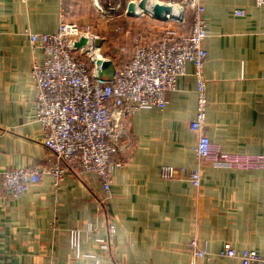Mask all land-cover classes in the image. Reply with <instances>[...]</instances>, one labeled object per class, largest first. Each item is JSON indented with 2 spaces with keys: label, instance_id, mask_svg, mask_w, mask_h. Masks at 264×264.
I'll use <instances>...</instances> for the list:
<instances>
[{
  "label": "crops",
  "instance_id": "obj_1",
  "mask_svg": "<svg viewBox=\"0 0 264 264\" xmlns=\"http://www.w3.org/2000/svg\"><path fill=\"white\" fill-rule=\"evenodd\" d=\"M129 1L98 0L116 6L102 14L93 0H0V173L50 163L29 74L43 52L30 46L29 34L55 31L63 8L68 19L89 24L102 53L117 63L127 58H121L127 44L118 41L128 33L116 28L135 17L126 15ZM201 2L208 33L202 132L223 152L264 153V3ZM185 69L162 108L144 106L122 117L113 158L126 162L111 169L103 209L92 174L66 173L54 187L43 172L16 199L0 185V264H191L192 239L211 253L200 264H240L218 256L226 241L264 256V170L218 168L197 158L198 133L189 128L196 84L191 63ZM170 167L174 173L167 176ZM193 168L200 169L198 187L187 178ZM87 226L93 230L86 238ZM71 228L81 232L77 253Z\"/></svg>",
  "mask_w": 264,
  "mask_h": 264
},
{
  "label": "built area",
  "instance_id": "obj_2",
  "mask_svg": "<svg viewBox=\"0 0 264 264\" xmlns=\"http://www.w3.org/2000/svg\"><path fill=\"white\" fill-rule=\"evenodd\" d=\"M255 1L258 5L264 3V0ZM93 2L102 14L107 8L116 7L109 3L105 8L98 0ZM181 4V13L190 14L189 30L179 33L176 28H169L152 42L134 36L130 60L117 64L112 59L114 73L110 78L98 76L87 46H74L81 37H86L87 44L95 46L101 57L107 58L97 42L100 36L84 30L76 20L68 19L63 8L55 31L29 34L30 46L43 52L41 61L32 60L29 74L37 90L34 119L42 126V143L51 156L48 166L30 165L2 171L0 185L9 198H18L39 181L43 172L50 175L54 187L66 173L73 172L80 178L92 174L103 193V197L96 199L98 208L103 209L112 184L111 169L126 162L113 158L120 148L122 117L144 106L162 108L166 93L175 89L179 76L186 74L187 63L193 67L196 84V107L189 128L198 133L194 146L197 158L218 168L264 169V154L223 152L202 132L207 107L203 65L207 60L205 40L208 33L202 16L204 7L201 0H183ZM235 14H242V10H235ZM168 19L183 22L181 15ZM116 31L123 30L116 28ZM168 172L167 176L174 173L171 167ZM187 178L193 187H198L200 169L190 170ZM92 230L87 226L84 236L87 238ZM109 230L113 231V226L110 225ZM80 241V230L71 228L69 242L76 253ZM189 247L193 255L191 264H200V259L211 257V253L199 247L194 239L190 240ZM218 256L237 258L240 264H264V256L256 250H237L227 241Z\"/></svg>",
  "mask_w": 264,
  "mask_h": 264
},
{
  "label": "rangeland",
  "instance_id": "obj_3",
  "mask_svg": "<svg viewBox=\"0 0 264 264\" xmlns=\"http://www.w3.org/2000/svg\"><path fill=\"white\" fill-rule=\"evenodd\" d=\"M125 1L126 0H120L122 6L126 4ZM158 1L164 4H167V3L179 4L181 7H183V4H181L183 0H158ZM92 9L94 10V8ZM121 11H122V8L116 10L115 12L119 13ZM79 13L80 11L76 12L77 17L78 15H80ZM179 15L183 16V22L178 23L170 19L158 20V19L152 18L151 15H149L148 13H142V15H136L133 18L127 19L126 26H124L123 28L124 30L123 29L122 30L125 31L124 33H128V35H126V38H122L120 41H118L121 47L124 44H127L128 46V49H126L125 52L121 54L122 58H125L130 54L132 38L134 36H141L143 41L152 42L156 40L157 38H159L166 29L176 28L178 32L185 29L188 23H190V14L187 11L186 12L183 11ZM88 25L89 24L82 25L83 29L90 31L88 29ZM189 27H190V24H189ZM89 52L91 53V56H93L92 52L91 51ZM84 59L86 61H89V58L87 56H85ZM259 154H264V153H259ZM240 170H247V169H240Z\"/></svg>",
  "mask_w": 264,
  "mask_h": 264
},
{
  "label": "water",
  "instance_id": "obj_4",
  "mask_svg": "<svg viewBox=\"0 0 264 264\" xmlns=\"http://www.w3.org/2000/svg\"><path fill=\"white\" fill-rule=\"evenodd\" d=\"M149 0H130L126 6V15L136 16L142 15V13H148L152 18L158 20H166L168 18L174 19L176 16L172 14V6L169 4H164L160 2H155L147 9ZM138 11H141L140 13ZM87 38L81 37L78 42L74 43L77 48L85 47L87 44ZM94 64L97 69L98 76H106L108 78L112 77L114 73V64L109 58L98 57L94 60Z\"/></svg>",
  "mask_w": 264,
  "mask_h": 264
},
{
  "label": "bare ground",
  "instance_id": "obj_5",
  "mask_svg": "<svg viewBox=\"0 0 264 264\" xmlns=\"http://www.w3.org/2000/svg\"><path fill=\"white\" fill-rule=\"evenodd\" d=\"M155 2H159V1L158 0H149V4L147 6V9L150 8L151 5L154 4ZM167 4L172 6V14L174 16H179V14L181 13V10H182L181 6L179 4H173V3H167ZM138 12L140 13L141 11H138ZM86 46H87V49L92 52V55L94 56L93 57L94 60L98 57H101L100 51L95 46L90 45V44H87Z\"/></svg>",
  "mask_w": 264,
  "mask_h": 264
},
{
  "label": "trees",
  "instance_id": "obj_6",
  "mask_svg": "<svg viewBox=\"0 0 264 264\" xmlns=\"http://www.w3.org/2000/svg\"><path fill=\"white\" fill-rule=\"evenodd\" d=\"M130 56H131V55L129 54V55L127 56V58L124 59V60H123V59H118L119 61L117 60V64H122V63L128 62V61L130 60ZM121 58H122V57H121Z\"/></svg>",
  "mask_w": 264,
  "mask_h": 264
}]
</instances>
